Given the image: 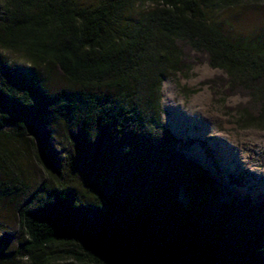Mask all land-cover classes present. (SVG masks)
I'll list each match as a JSON object with an SVG mask.
<instances>
[{
    "label": "trees",
    "instance_id": "1",
    "mask_svg": "<svg viewBox=\"0 0 264 264\" xmlns=\"http://www.w3.org/2000/svg\"><path fill=\"white\" fill-rule=\"evenodd\" d=\"M234 1L0 0V49L30 65L0 53V134L47 171L16 203L0 264H57V250L78 264H264V201L222 200L161 120L162 78L195 54L248 96L237 125L264 128V48L213 21ZM9 162L0 145L1 174Z\"/></svg>",
    "mask_w": 264,
    "mask_h": 264
},
{
    "label": "rangeland",
    "instance_id": "2",
    "mask_svg": "<svg viewBox=\"0 0 264 264\" xmlns=\"http://www.w3.org/2000/svg\"><path fill=\"white\" fill-rule=\"evenodd\" d=\"M99 1L76 0L79 6L93 5ZM213 21L231 41L246 39L252 45L264 48V0H236L227 7L218 8L213 14ZM0 53L15 71L27 72L30 69L23 53L5 49H0ZM188 62L187 70L162 78V123L171 131L170 112L163 106V101L175 105L178 112L195 113V119L191 116L177 126V131H171L179 140L178 150L186 159L211 173L214 184L222 191V200L229 202L248 197L250 204L264 201V128H241L233 112V107L246 101L248 96L220 87L219 81L224 74L210 67L204 56L191 54ZM52 135L53 144L60 145L61 136L55 130H52ZM222 144L232 154V163L226 167L221 164L227 158L223 154ZM0 145L12 160L8 172L0 173L1 235L16 231V203L22 193L35 189L46 180L47 171L36 163L27 142L16 141L2 133ZM78 175L73 176L74 187L77 193H81L84 190L79 189ZM177 198L185 203L181 192H178ZM14 247L15 244L11 242L0 250H12ZM57 264L78 263L65 252L57 250Z\"/></svg>",
    "mask_w": 264,
    "mask_h": 264
},
{
    "label": "bare ground",
    "instance_id": "3",
    "mask_svg": "<svg viewBox=\"0 0 264 264\" xmlns=\"http://www.w3.org/2000/svg\"><path fill=\"white\" fill-rule=\"evenodd\" d=\"M163 106L167 108V110L170 112V118H169L170 129L173 132L177 131V126L179 124H183L184 121L189 119V117L192 116L195 119V116H196L195 113L190 112V114H184V113L178 112L175 105L169 104L166 101H163ZM222 149L224 150L223 154L227 158L225 159V161L224 160L221 161V164L226 167L228 164L232 163V154H229L228 149L226 148L225 144H222Z\"/></svg>",
    "mask_w": 264,
    "mask_h": 264
}]
</instances>
